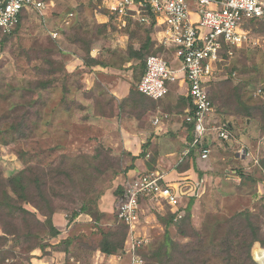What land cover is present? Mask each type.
Returning <instances> with one entry per match:
<instances>
[{"label":"rangeland","instance_id":"rangeland-1","mask_svg":"<svg viewBox=\"0 0 264 264\" xmlns=\"http://www.w3.org/2000/svg\"><path fill=\"white\" fill-rule=\"evenodd\" d=\"M48 1L46 11H26L17 30L0 43V182L4 184L0 187V234H4L3 229L15 230L16 226L21 236L18 242L12 239L5 243L3 248L9 256L0 260V264H32L35 245L41 243L49 244L53 250L57 246L65 247L60 243L62 239L56 243L47 228L30 222V215L10 212L12 209L4 202L5 191L12 203L34 212L39 220H44L43 213L50 210L48 202L52 208L71 215L75 199L87 201L94 214L83 213L71 223L68 236L74 241L64 252L65 262L130 264L124 247L112 254H105L99 248L104 237L121 229L116 213L118 188L125 189L139 173L132 172L128 178V167L132 164H123L126 153L114 151L103 142V137L96 135L100 133V124L94 120L91 103L100 101L101 96H93V101H88L92 95L83 89L82 73L70 72L65 67L70 56L82 55V51L88 49L93 35L85 18H76L80 11L78 6L85 8L82 13L86 16L94 9L103 13H98L99 20H105L104 14L108 12L101 0ZM133 27L131 24L130 28ZM130 28L105 33L94 49L125 52ZM256 28L251 29L254 41L236 49L233 56L224 57L217 64L214 78L208 82L215 96L211 119L233 123L234 143L232 146L222 143L215 132L207 139L212 150L210 156L194 164L199 176L206 178L205 193L191 205L190 223L200 232L199 237L183 235L177 226H170L171 238L185 245L187 250H193V254L188 255L193 260L181 262L179 256L168 254L161 264H246L244 247L249 237L238 236L246 224L235 216L244 211L258 214L263 219L264 229V185L261 186L264 182V168H261L264 31L262 27ZM56 32L58 34L54 35ZM156 33L155 28L149 29L139 39L155 38ZM70 40H77V45ZM155 43L156 50L161 45L164 47L160 52L174 67L181 66L167 46L158 40ZM260 86L263 92L254 95V89ZM241 103L253 108L252 118L245 116ZM192 165L190 162L185 166ZM229 168H238L245 176L255 173L260 179L254 186L238 171L227 174L225 170ZM21 171L26 184L25 198L14 193L7 181ZM113 198L109 211L102 212L100 204L104 202L108 207ZM189 200L184 199L183 204H188ZM140 214L141 227L143 224L155 226L152 235L157 239L156 249L165 233L159 212L144 204ZM12 217H18L15 226L10 224ZM28 231L33 232L30 242L24 236ZM233 248L237 251L231 258ZM43 253L47 251L43 249ZM251 254L264 264V247L260 242L253 245ZM155 263L149 259L144 262Z\"/></svg>","mask_w":264,"mask_h":264},{"label":"built area","instance_id":"built-area-1","mask_svg":"<svg viewBox=\"0 0 264 264\" xmlns=\"http://www.w3.org/2000/svg\"><path fill=\"white\" fill-rule=\"evenodd\" d=\"M49 5L48 0H0V29L10 34L23 9L46 11ZM102 6L114 15L119 27H125L129 18L143 17L145 11L155 15L156 25L160 27L155 38L161 44L174 48L175 59L181 66L174 67L160 55L148 56L137 89L160 100L169 93V84L179 82L187 85V96L194 107L193 112L188 109L185 116L186 121L194 124L191 148L198 149L201 158L207 159L211 153L207 143L210 131L215 130L223 140L234 138L225 125L211 119L214 104L209 97L207 83L215 76L224 48L227 55L233 56L236 49L254 41L251 30L244 24L246 20L255 18L264 26V0H102ZM145 20L149 22L150 18L145 17ZM262 92L263 89L258 88L257 94ZM158 122L160 117L154 120V123ZM205 188L204 177H187L177 183H169L157 170L140 173L125 185L117 203V213L121 221L129 224L127 252H131L132 264H144L135 248L150 240L149 235L136 233L142 211L141 197H145L147 204L158 211L159 206L163 210L167 204L178 220L184 215V199L202 197Z\"/></svg>","mask_w":264,"mask_h":264},{"label":"trees","instance_id":"trees-1","mask_svg":"<svg viewBox=\"0 0 264 264\" xmlns=\"http://www.w3.org/2000/svg\"><path fill=\"white\" fill-rule=\"evenodd\" d=\"M101 2H102V0H101ZM88 5H90V4L88 3ZM78 7H79L80 11L77 14V16L75 14L76 18H78V19H84L85 18L86 21H84V22L91 27V29H92L91 34H93L91 36V43L93 46L90 43V46L88 47V49L83 50L82 52H84V53L82 55L80 54V58L82 59V63L85 67L82 70L86 71L87 68H90L92 66H97V65H100V66L106 67V68H114V69H118V70H133L132 81H131L133 87L131 88V94H134L135 91L137 90L138 82L141 80L142 76L144 75V72L146 69V60H147L148 56L160 55V56L164 57L170 63V61L163 54H161L162 52H160V50H162L164 48L162 45L159 46V48H158L159 50L154 49V46L156 44L155 42L157 41L156 38H154V37L148 38V39L146 38V40H143L142 38L139 39V37L141 35H144L145 33H147L149 29L155 28V30H157V31L160 29V27H158L156 25L157 22L155 19V15L151 11H145L143 14V17H141V18H129L128 24L125 27H119L114 15L110 14L109 11L105 8L104 9L108 12V14L106 13V14H104V16H106L107 19L105 21H100L99 18L97 17V15H98V13H101V12L94 9V11H92L90 15L87 14V16H86V13H82L83 9H85V8H82V6H78ZM28 10H35L36 11V9H23L21 14H20V20H19L18 24L13 28L12 33L14 31H16L17 28L20 26V24L24 18V15H25L26 11H28ZM101 14H103V13H101ZM145 17H149L150 21L147 22L145 20ZM130 19H133V20L130 21ZM131 24L134 25L133 28H130ZM244 25L246 28H249L250 30L251 29L257 30L258 28H256V27L259 26V27H262V29L264 31V26H263V24H261V21L259 19H255V18L248 19L245 21ZM129 28L131 29L129 32V40L130 41L128 44V48L125 52L120 53V52H113L111 49H109V50L103 49L104 51L101 50V52L97 56L92 55V51L94 50V46L98 45L100 42H102V37L105 33L109 32V31L111 32L114 29L129 30ZM12 33H10V34H12ZM10 34L4 33L0 29V43L4 38L9 36ZM74 39H77V37H75ZM70 41H71L70 43H73L75 45H77V43H78L77 40H70ZM167 48H169V50H171L173 55H174V48H171V47H167ZM221 55H222V60L224 57L229 56V55H227L225 48L221 51ZM129 63H131V64H129ZM82 70H79L78 72H80V73L84 72ZM234 75H236V74L234 73ZM208 86L209 85L207 83V89H208L209 97L213 102L215 99V96H213L211 94V91L208 88ZM44 87H47V85H45ZM260 87H256L254 89V91H253L254 95H258L257 90ZM182 100L185 102V104L183 106H188L189 109L191 110V113H192L194 110V107H193V103L191 101V98L188 97V99H182ZM242 103H241V105H242L241 109L244 112L245 116L252 118L253 108H251V106H249V105L245 106ZM213 104H214V102H213ZM186 114H187V112H186ZM186 124L188 126V132L190 135V140L192 141L194 138V124L190 123L188 121H186ZM217 124L225 125L226 128L233 134L234 125L231 121L221 123L220 120L217 119ZM221 140H222V143H224L228 146H232L234 143L233 142L234 138H231L229 140H223V139H221ZM211 152H212V150H211ZM143 155H146V154H143ZM191 158L193 159L194 164L196 163V161L198 163L199 159H202L200 154H198V149H196L195 147L192 148L190 150V152L179 163L180 169H182L183 172H186L192 168V167L186 168V166H185L190 162ZM235 159L237 160L238 158L235 157ZM155 164H156V156L152 155L151 157L148 158V161H147V166H148L149 170H154V168L156 167ZM261 164H262L261 168L263 169L264 168V156L261 158ZM133 166L134 165H132L131 167H133ZM261 168L259 169L260 171H262ZM193 170L195 172H197L195 166L193 167ZM234 171L235 172L238 171L239 175H242V176L244 175L243 172L241 170H239L238 168H229V170H225V172L227 174L234 172ZM263 172H264V169H263ZM244 178H248L249 182L254 186L257 184V181L260 179L259 177L255 176V173L248 174L246 176L244 175ZM263 180H264V178H263ZM7 181L9 182V184H8L9 187H12V190L14 191V193H17V195H20V197L25 198L24 194L26 191V184L24 182L23 171L18 172L16 175L10 177ZM45 184L47 185V182ZM0 187H4V184L1 182H0ZM5 187H6V185H5ZM123 192H124V187H122V186L119 187L117 190V193H119V194L117 196V200H116L117 202L116 203H118ZM5 193H6V196H5L6 200L4 199V202L6 203L7 206H9L12 209V210H10V212L12 211L13 213H15V215H17V213L19 215H21V214L30 215V216H28L30 218L29 221L32 222L33 224H35L36 226L41 225V226L47 228L48 233L52 238H56L61 233L60 230L55 226L53 218H54V215L56 213H62V211L57 210V207L52 208L51 202L50 203L48 202L50 210L48 212L43 213V215H44L43 217H45L44 220H39L36 217V214L34 212L27 210L23 206H17L16 203H12V201H10L8 199L10 197L9 193L7 191H5ZM197 199L198 198H195V197L190 198L188 204L184 205L182 208L184 210L183 217L181 219H178V220L175 219V214L171 211L170 206L165 204V208L162 210L163 212L159 213V216H158V218L162 220V223L164 224V227H165V229H164L165 233H164V237L161 241V245H159L158 248L155 249L154 248L155 247V241L157 239H155L153 237V235H150V240L147 243H144V244L140 245L139 247L135 248V253L140 255L141 258L144 260V262H146V260L149 259V260L156 262L157 264H161V263H163V258L165 256H167L168 254L179 256L181 262H191L193 260L188 256L190 253L193 252V250H187L185 245H181V243H178V242L176 243L171 238L170 233H169V229H170L171 225H175L180 229V231L183 235H189L191 237H199L200 232L197 231L190 223L191 205ZM141 202H142V206H144V204H147L146 198L141 197ZM74 203H76V206H75V208H73L71 215H68V214L66 215L69 224L73 223L83 213L90 214V215L94 214V211L88 205L87 201L84 202V201H78L75 199ZM1 206H2V203L0 204V207ZM63 209H67V208H63ZM262 210L264 211V208ZM116 213H117V210H116ZM117 217H118V213H117ZM235 218H241L242 222L244 221L246 224L245 227H243L245 229H243L242 231H239L241 233L238 232L239 233L238 236H241L242 238L249 237V241L246 243V246L244 247L245 254H246V260L244 263H246V264L247 263H249V264H260L257 260H255L253 258L251 252H252V247L256 242H260L262 244V246L264 247L263 219H261L258 214H255V213H252L249 211L240 212L235 216ZM16 219H18V217H12V221H11L12 223H10V224L15 226ZM118 221L121 223V226H120L121 229L116 231L114 234L111 233V234L107 235L106 237H104L103 240L101 241L102 243H101L99 249L101 250V252H103L105 254H112V253H116L119 249H122L124 247V251L126 252L125 254H126V256L128 254V256L130 258L129 259L130 264H132L131 252H127V240L129 239V233H130L129 232L130 231L129 224L121 221L119 219V217H118ZM8 226H11V225L8 224ZM30 229H31V227H30ZM3 233L4 234H2V235L0 234V260L1 261L6 260L9 256V253L7 251H4V248H3L5 246V243H7L8 241H10L12 239L15 240L16 242H18V240L21 239V236H19L20 233L18 231V227H16V226H15V230H12L11 228L10 229H3ZM24 236H26L27 242H30L32 237H33V232L28 231ZM118 237H121V238L119 240H117ZM73 241H74L73 238H70V236H68L67 238H64L60 241L61 245H63V246L65 245V247L57 246L54 249L67 252L68 247L73 243ZM35 247L46 250L47 247H51V246L47 243L46 244L41 243V244L35 245ZM233 250H234V254L231 256V258H233L235 256L236 251H237V250L235 251L234 248H233ZM11 251H12V253H14L13 249ZM11 251H10V254H12ZM194 251H199V250L194 249ZM225 253L227 254L228 251H226ZM64 264H67V262H65Z\"/></svg>","mask_w":264,"mask_h":264},{"label":"crops","instance_id":"crops-1","mask_svg":"<svg viewBox=\"0 0 264 264\" xmlns=\"http://www.w3.org/2000/svg\"><path fill=\"white\" fill-rule=\"evenodd\" d=\"M97 17L100 18V15ZM100 52L101 49L96 48L92 51V55L97 56ZM65 67L70 72L85 68L79 54L70 56ZM132 74L133 70H118L100 65L92 66L82 72L83 89L92 95L90 97L92 99L87 100L92 102L93 96L102 97H100V101L91 103L92 113L95 114L94 120L100 124V133L96 135L100 138L103 137V142L112 147L114 151L126 153L122 159V161L124 160L123 164L130 162L134 165L128 167V178L132 172L137 175L150 171L147 161L152 155L156 156L154 170L162 172L169 183H177L187 177L199 178V173L193 170L194 161L192 158L190 162L193 165L190 170L183 172L179 166V163L192 149L190 146L192 141L185 121L189 107L183 106L185 102L182 100L188 99L187 85L179 82L171 83L169 84L170 91L166 97L155 100L138 89L134 94H131ZM156 117H160V122L154 123ZM215 132V130L210 131L208 137ZM263 185L264 182L261 186ZM109 201H112L108 205L109 208L104 205V202L100 204L102 212L109 211L114 203V198ZM158 209L160 211L156 210L162 213V206H159ZM53 219L55 226L61 232L55 238L57 243L70 235L72 224L68 223V219L63 213H56ZM141 224L142 222L137 225V234L149 236L153 234L154 225L143 224L141 227ZM46 251L48 253L44 254L43 249H35L32 264L65 263L64 251L53 250L51 247H47Z\"/></svg>","mask_w":264,"mask_h":264}]
</instances>
